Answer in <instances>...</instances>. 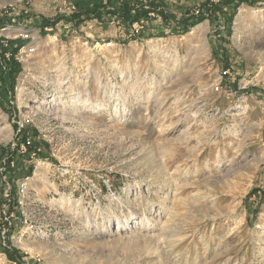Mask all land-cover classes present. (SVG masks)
Here are the masks:
<instances>
[{
    "label": "rangeland",
    "instance_id": "rangeland-1",
    "mask_svg": "<svg viewBox=\"0 0 264 264\" xmlns=\"http://www.w3.org/2000/svg\"><path fill=\"white\" fill-rule=\"evenodd\" d=\"M148 1L200 21L133 36L107 12L134 0H0L33 32L0 104V264H264V0Z\"/></svg>",
    "mask_w": 264,
    "mask_h": 264
},
{
    "label": "built area",
    "instance_id": "built-area-1",
    "mask_svg": "<svg viewBox=\"0 0 264 264\" xmlns=\"http://www.w3.org/2000/svg\"><path fill=\"white\" fill-rule=\"evenodd\" d=\"M27 4H28V1H25L23 2V5L21 6V8L24 9V12H25L24 14L26 15L28 13ZM110 8H111L110 11L114 12V15L117 18H120L118 17L117 14L120 11L121 7L111 6ZM8 9H10V12ZM8 9H6V11H8V14H9L7 16H10L11 13H14L15 8L14 6L10 5ZM139 10H144L145 15H143L141 18L133 19L134 17H136V13ZM186 11L187 10L182 11V13H179V15L183 17L188 16V18L197 17L202 12V8H199V7L191 8L188 12ZM70 12H72V14L77 12V8L75 5H72L70 7ZM166 13H167L166 9L163 7L153 8L149 6L148 0H134V2H132L129 5V11H128L129 19H131L130 22L128 23L131 34H133V36L134 35L138 36V35H141L142 33H145V31L148 32L150 20H154L157 22H161V21L165 22L164 16H166ZM171 19L170 21L167 17L166 19L167 22H165V24H167L168 31L170 32L172 31V28H173L172 27V24L174 23L173 19H180V18H176V16L175 17L171 16ZM28 25L29 23L24 24V21L20 22L19 20H14L13 18L8 19V21H3L0 24V54H1L0 65H3L5 63L6 64L4 67L5 69H8V63L11 60L16 61L20 65V63H22L23 61L24 53L30 52L33 50V46H30L31 44L22 43V42H25L27 39L33 37V32L32 30L28 28ZM176 26L181 28L182 25L178 24ZM45 29L50 30L51 28H45ZM156 30L157 29H154L152 31L156 32ZM12 41H19L20 45L17 46V43L12 44L11 43ZM95 45H99V42H96ZM110 45H111V41L102 42V46L109 47ZM15 47H16V50L13 51V48ZM19 76H20V71H18L15 75L16 85L19 81ZM17 89L18 87L15 86L14 90H17ZM33 95L35 94L32 93V96ZM32 96L29 97L27 101L32 99ZM8 104L10 106L13 105V101L11 100L10 95L6 99V105ZM14 121L17 124L18 130L24 126V122L22 120L15 119ZM38 151H40V147L37 145H34L29 138H24L17 142H13L10 154L5 157V159L7 160L6 165L14 168L17 165L14 155L33 157L34 155L38 153ZM4 163H5V160H4ZM30 177H31L30 174H22L18 178H16L17 187L24 190L27 187Z\"/></svg>",
    "mask_w": 264,
    "mask_h": 264
},
{
    "label": "trees",
    "instance_id": "trees-1",
    "mask_svg": "<svg viewBox=\"0 0 264 264\" xmlns=\"http://www.w3.org/2000/svg\"><path fill=\"white\" fill-rule=\"evenodd\" d=\"M149 2V1H148ZM250 0H220L217 4L213 5V9H217L220 13H222V15H225V12H223V9L225 6H230L232 5L233 7H236L239 3H249ZM150 3L153 4L152 1H150ZM130 3L125 2L123 3L122 7L120 8V11L118 12V17H120L121 19H123L124 21H126L127 23L130 22L131 19H129V15H128V11H129V5ZM108 14H113L114 12L108 11ZM88 16L93 15L92 17L95 18H101L103 16V13H101L99 10H93V11H89L88 9H84V10H78V12H75L74 14H72V16H70L69 20L77 23L82 22L83 20H85V18ZM143 15H145V11L144 10H139L136 13V17H134L133 19H138L141 18ZM232 13L228 14V21H231L232 19ZM164 19H167V16H164ZM203 19V17H202ZM174 21V26L175 25H182V31L183 32H187L190 30L191 27H193L197 22H199L200 20H187V19H182L179 22H176L175 19ZM56 21H50V20H46L42 25H52L54 24ZM176 27V26H175ZM12 44L17 43V46H19V41H12ZM16 50V47L13 48V51ZM1 56V54H0ZM224 64H227L224 63ZM5 63L3 65H0V104L1 100L4 99V94H5V90L9 89L12 87L13 85V80L14 77L16 75V73L20 70V65L16 62L11 60L8 63V69H5ZM3 251L6 254V256L8 257V259L10 261H16L18 260L20 257L19 255H14L10 250H8L7 248L3 247Z\"/></svg>",
    "mask_w": 264,
    "mask_h": 264
},
{
    "label": "bare ground",
    "instance_id": "bare-ground-1",
    "mask_svg": "<svg viewBox=\"0 0 264 264\" xmlns=\"http://www.w3.org/2000/svg\"><path fill=\"white\" fill-rule=\"evenodd\" d=\"M72 98V97H71ZM70 101V100H69ZM82 102H86V99H80L79 97L76 98V96L72 99V103L71 104H81ZM66 108H68L67 106H65ZM93 107L89 106V111H92Z\"/></svg>",
    "mask_w": 264,
    "mask_h": 264
},
{
    "label": "crops",
    "instance_id": "crops-1",
    "mask_svg": "<svg viewBox=\"0 0 264 264\" xmlns=\"http://www.w3.org/2000/svg\"><path fill=\"white\" fill-rule=\"evenodd\" d=\"M172 17H173V16H172ZM175 26H176V25H175ZM175 26H174V24H172V27H173V28H172V31H173V32H177V28H175ZM176 27H178V26H176Z\"/></svg>",
    "mask_w": 264,
    "mask_h": 264
}]
</instances>
